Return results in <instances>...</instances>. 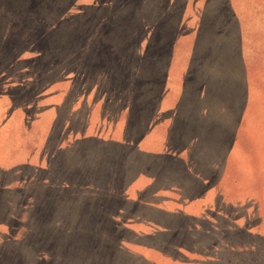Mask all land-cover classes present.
Wrapping results in <instances>:
<instances>
[{
    "label": "rangeland",
    "instance_id": "rangeland-1",
    "mask_svg": "<svg viewBox=\"0 0 264 264\" xmlns=\"http://www.w3.org/2000/svg\"><path fill=\"white\" fill-rule=\"evenodd\" d=\"M0 264H264V0H0Z\"/></svg>",
    "mask_w": 264,
    "mask_h": 264
},
{
    "label": "trees",
    "instance_id": "trees-1",
    "mask_svg": "<svg viewBox=\"0 0 264 264\" xmlns=\"http://www.w3.org/2000/svg\"><path fill=\"white\" fill-rule=\"evenodd\" d=\"M254 41V40H253ZM255 42V41H254ZM245 45H247V44H245ZM255 45V44H254ZM249 46H251V45H249ZM253 46V45H252ZM252 48H254V46L252 47Z\"/></svg>",
    "mask_w": 264,
    "mask_h": 264
}]
</instances>
